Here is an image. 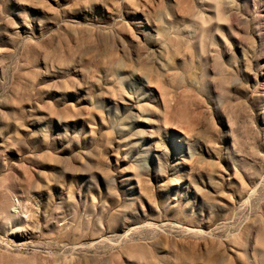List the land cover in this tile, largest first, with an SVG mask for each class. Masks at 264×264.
Segmentation results:
<instances>
[{
    "label": "rangeland",
    "instance_id": "rangeland-1",
    "mask_svg": "<svg viewBox=\"0 0 264 264\" xmlns=\"http://www.w3.org/2000/svg\"><path fill=\"white\" fill-rule=\"evenodd\" d=\"M0 264H264V0H0Z\"/></svg>",
    "mask_w": 264,
    "mask_h": 264
}]
</instances>
